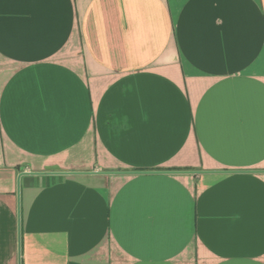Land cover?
I'll use <instances>...</instances> for the list:
<instances>
[{"label": "crops", "instance_id": "obj_1", "mask_svg": "<svg viewBox=\"0 0 264 264\" xmlns=\"http://www.w3.org/2000/svg\"><path fill=\"white\" fill-rule=\"evenodd\" d=\"M0 264H264V0H0Z\"/></svg>", "mask_w": 264, "mask_h": 264}]
</instances>
